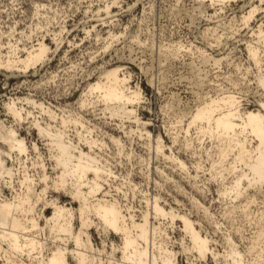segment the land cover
<instances>
[{"label": "rangeland", "instance_id": "1", "mask_svg": "<svg viewBox=\"0 0 264 264\" xmlns=\"http://www.w3.org/2000/svg\"><path fill=\"white\" fill-rule=\"evenodd\" d=\"M107 6L111 8L109 14ZM253 7L258 12L247 28L241 18ZM262 22L264 0H235L221 6L196 0H0V57L14 58L11 46L19 47L20 56H25V49L31 50L42 41L50 49L45 63L27 72L8 70L0 64V121L11 126L14 120L4 105L25 97L43 103L59 119L70 113L81 117L94 129L93 135L107 144L103 153L113 166L114 185H122L118 195L123 203L139 214L146 207V199L158 195L160 205L188 216L202 235L216 241L212 246L222 254V235L214 233L211 221L221 222L222 232L224 228L229 230L225 214L230 201L219 195V180L211 174L209 161L199 154L193 156L191 150L184 151L185 135L176 123L185 112L188 116L182 126L189 123L190 114L201 102L221 94L234 93L241 99L242 108L259 109L264 91L257 87L247 42L251 40L250 28ZM117 67L130 76L129 86L141 91L133 109L146 123L149 137L133 118H112L103 107L81 109L78 105L89 83H95L104 70ZM24 107L34 118L51 123L41 109ZM26 123L20 129L21 136L35 142L47 159L44 142L35 131L27 132L30 124ZM192 131L187 139L193 138L192 149L198 151L200 143ZM177 132L178 140L173 143L172 136ZM109 136L119 138L120 146ZM158 137L165 144L163 152L184 161L189 175L155 153ZM202 141V146H212L207 139ZM61 200L70 203L65 196ZM261 204L258 198L250 205L253 214L263 209ZM164 221L170 246L181 251L178 244L185 237L182 223L175 220L173 228L170 220ZM91 235L93 243L101 248L102 237L95 230ZM110 238L119 241L116 236ZM177 261L215 264L210 257L199 260L196 254L181 253Z\"/></svg>", "mask_w": 264, "mask_h": 264}, {"label": "bare ground", "instance_id": "2", "mask_svg": "<svg viewBox=\"0 0 264 264\" xmlns=\"http://www.w3.org/2000/svg\"><path fill=\"white\" fill-rule=\"evenodd\" d=\"M196 1L221 6L235 0ZM110 9L106 7L108 14ZM257 12L253 7L241 23L249 28ZM250 33L247 51L256 69L257 87L264 91V22L250 28ZM10 48L14 58L1 55L0 64L22 72L45 63L50 50L44 41L25 49V56H20L19 47ZM123 72L120 67L104 70L95 83L87 85L78 105L81 109L103 107L112 118H133L149 137L146 123L133 109L141 91L129 86L130 76ZM25 104L41 109L51 123L34 118ZM4 107L14 123L7 126L0 121V264H178L181 253L196 254L203 261L210 257L215 264H264V100L259 101L258 110H247L234 93L208 97L190 114L189 123L182 126L186 112L176 123L185 135L184 151L191 150L193 156L199 154L209 161L211 174L219 180V195L230 201L225 214L229 230L224 228V233L221 222L211 221L214 233L221 232L222 254L212 246L216 241L202 235L188 216L160 205L158 195L146 199L139 214L123 203L118 195L122 185H114L116 175L103 153L107 144L93 135L94 129L81 117L70 113L59 119L53 110L30 97L11 99ZM30 118L34 120L26 123ZM24 123L30 124L27 132L35 131L44 142L47 159L35 142L21 136ZM191 130L201 151L192 149V137L187 139ZM179 134L172 136L173 143ZM109 139L120 146L119 138ZM202 139L212 146H202ZM164 145L158 137L153 150L189 175L185 162L172 153L166 155ZM63 196L70 203H64ZM258 198L263 209L253 214L250 205ZM198 203L194 201L199 209ZM166 219L172 227L175 220L182 223L185 237L178 244L181 251L170 246L162 222ZM93 230L102 237L101 248L93 243Z\"/></svg>", "mask_w": 264, "mask_h": 264}]
</instances>
